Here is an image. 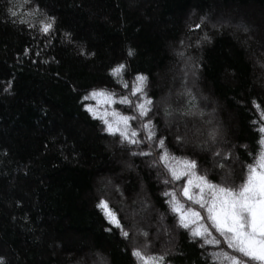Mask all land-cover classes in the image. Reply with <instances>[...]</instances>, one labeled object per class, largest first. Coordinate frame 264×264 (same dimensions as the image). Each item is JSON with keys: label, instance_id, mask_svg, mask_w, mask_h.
I'll return each mask as SVG.
<instances>
[{"label": "trees", "instance_id": "16d2710c", "mask_svg": "<svg viewBox=\"0 0 264 264\" xmlns=\"http://www.w3.org/2000/svg\"><path fill=\"white\" fill-rule=\"evenodd\" d=\"M11 2L0 0L5 264H100L101 258L106 264H139L135 248L164 255L165 264H211V252L230 251L223 243L221 249L201 247L178 226L164 193H179L184 181H171L158 160L161 150L141 126L147 118L131 121L142 142L122 143L86 107L136 115L134 107L83 98L105 89L135 104L136 77L147 76L154 102L149 117L169 153L196 160L197 172L213 183L238 186L261 151L259 124L252 121L259 120L254 102L264 110V0H33L56 18L47 35L39 31L43 16L24 17L36 28L13 23L7 13ZM201 17L206 18L201 30L190 31ZM119 64L126 65L122 78L111 75ZM187 91L203 117L179 115ZM214 127L221 138L206 148L231 153L221 161L223 170L216 166L220 158L200 147ZM141 151L152 154L132 155ZM100 199L117 211L132 233L129 239L108 224L96 207ZM137 230L147 231L148 239Z\"/></svg>", "mask_w": 264, "mask_h": 264}, {"label": "snow or ice", "instance_id": "6c2138e0", "mask_svg": "<svg viewBox=\"0 0 264 264\" xmlns=\"http://www.w3.org/2000/svg\"><path fill=\"white\" fill-rule=\"evenodd\" d=\"M9 17L13 23L27 25L30 29L36 28L37 23L24 17L43 16L38 21L39 31L45 35L50 34L56 23L54 16H48L41 12L39 5L34 4L33 0H12L7 8ZM205 17H201L200 22L190 27V31L201 30L205 23ZM247 31V29H245ZM70 35V34H66ZM203 40L209 41L210 38L205 34ZM183 43V42H181ZM130 56L133 51L129 50ZM179 55L183 56L181 52ZM264 68V64L260 65ZM126 65L119 64L112 69L113 77H121ZM136 85L132 90V95L138 97L135 104L128 96L116 98L114 92L105 89L93 90L90 94L84 96V100L102 98L104 105L122 104L134 107L136 115H122L113 109L111 112L104 110L98 112L92 106H87L86 111L91 113L93 118L99 119L105 125V130L111 135H119L121 142H127L131 145H137L142 141L138 139L140 133L132 128L131 121L139 118H147L142 127L146 130V137L149 141H154L161 150L158 160L163 164L170 176L171 181H184L179 189V193L174 189L171 192H165L169 197L168 203L171 212L177 217L178 226L188 231L194 241H198L201 247L210 246L213 249H221V244L226 245L230 251L218 250L210 253L211 264H264V110H261L259 104H255L259 112V120L252 121L253 124H259L257 131L260 133L258 143L261 145V151L253 163L247 165L246 177L238 186L227 183L211 182L206 174L197 172V161L183 157H176L169 153L165 146L163 138H157L155 125L149 113L153 111V100L148 97L146 88L148 77L138 75ZM118 82H120L118 80ZM125 88L127 82L123 83ZM11 85L9 84V88ZM5 91H8L6 88ZM187 95L188 99L184 105L185 110L179 113L180 116H199L204 113L199 110V103L191 91L182 93ZM196 109L197 111H193ZM165 115H172L170 111L165 110ZM111 116V119L109 117ZM221 138L219 127H214L208 133V140L200 147L211 150L214 157H219L216 166L220 169L225 168V163L231 159L230 152H223L219 148H206V145H215ZM178 142H183V138L176 137ZM151 152H133L132 155L150 156ZM170 183L169 179L163 181ZM117 191L119 189L117 188ZM123 195V193H120ZM195 206H198L195 207ZM96 207L102 212L108 224L119 229L120 234L129 239L130 229L121 222V219L111 206L107 199H100ZM108 228L107 231H111ZM138 234L148 239L147 231L137 230ZM149 245H145L148 247ZM139 264H165V256H151L145 253L142 248H135L132 252ZM0 264H5L3 257H0ZM100 264H106L101 258Z\"/></svg>", "mask_w": 264, "mask_h": 264}, {"label": "rangeland", "instance_id": "374dc122", "mask_svg": "<svg viewBox=\"0 0 264 264\" xmlns=\"http://www.w3.org/2000/svg\"><path fill=\"white\" fill-rule=\"evenodd\" d=\"M240 23H241V22H240ZM242 25H243V24H242ZM242 25L239 24V28H238L239 31H240V30H243ZM166 94H167V93H166ZM166 94L163 95V98H162V99H165V100H166ZM166 105H167V104L164 105V108H167ZM168 121L171 122V120H168ZM185 138H186V137H185ZM122 166H125V169H126L128 172H130V167H129L128 164L125 165L124 163H122ZM107 181H108V180H107ZM106 183H108V187L111 185L110 182H106ZM141 207H142V205H140V203H139V204L136 206L135 210H136V209L139 210ZM159 221H160V223H163V222H162V219H160ZM164 232H165V231H164Z\"/></svg>", "mask_w": 264, "mask_h": 264}]
</instances>
